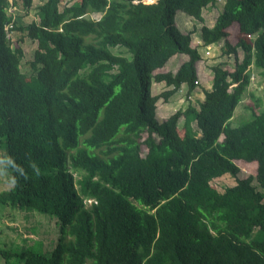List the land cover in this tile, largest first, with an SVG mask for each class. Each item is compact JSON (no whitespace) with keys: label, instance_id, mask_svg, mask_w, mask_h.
I'll return each instance as SVG.
<instances>
[{"label":"trees","instance_id":"trees-1","mask_svg":"<svg viewBox=\"0 0 264 264\" xmlns=\"http://www.w3.org/2000/svg\"><path fill=\"white\" fill-rule=\"evenodd\" d=\"M217 1L39 0L29 77L11 9L34 0H0V202L46 213L58 231L50 250L0 248L3 264H264V86L245 106L252 118L231 124L254 72L264 84V0H225L201 45L223 41L234 69L212 66L199 107L156 112L197 86L200 44L177 11L204 22ZM154 81L169 88L154 94ZM237 160L256 175L239 178ZM224 175L236 183L220 191L211 182Z\"/></svg>","mask_w":264,"mask_h":264},{"label":"rangeland","instance_id":"rangeland-1","mask_svg":"<svg viewBox=\"0 0 264 264\" xmlns=\"http://www.w3.org/2000/svg\"><path fill=\"white\" fill-rule=\"evenodd\" d=\"M145 2H155L157 0H142ZM22 2V0H21ZM225 0H218L215 5H211L204 9L203 15L205 18L204 22L196 20L195 18L187 15L185 12L178 10L175 16V22L177 26L184 32H193L192 44L199 45V51L201 53V58L196 62L197 72H198V82L195 90L189 96L187 93V86L182 85V87L173 94L167 101L164 98H160L157 101V117L159 120H163L170 114L176 112L178 109H185L190 103L199 107L201 99L205 96V86H210L213 83V71L212 66L218 64L219 62L229 63V70H233L235 67V59L233 57H227L222 55V45L223 41L209 46L201 45V27L206 24L212 26L223 9ZM70 3V0H62V7ZM20 5L13 7L11 11L15 12L17 17L18 25H21L23 29L15 30L11 35V41L13 45H20L24 50V58L22 60V70L27 73L30 77L35 73L32 60L34 59L35 51L38 47L36 40L31 38L28 34V29L26 28L31 24L33 20L38 18L37 7L39 0H34V3L30 9H26ZM93 18H99L100 13H92ZM235 27L231 28L230 41L236 43L238 40L239 29ZM187 56L183 53H178L173 56L168 62V68L176 70L178 66L182 63ZM241 59L243 58L241 54ZM228 61V62H225ZM255 78L252 79L251 85L248 87L247 91L243 95V100L240 102L234 116L231 119V124L233 126H239L252 118V112L250 108H247L248 104H252L253 98L252 93L256 95L263 94L264 84L261 82V76L256 71L254 72ZM169 87L163 85L161 82H153L152 91L154 94H159L163 90ZM209 89V88H208ZM211 89V88H210ZM204 91V94H203ZM184 122L183 116L180 119V131L182 130V125ZM3 157L0 155V163L3 162ZM241 171L238 174L239 178H245L249 175H256L257 164L252 162L248 163L245 161L237 160ZM7 174L0 172V192L3 190L10 189ZM212 185L220 191H224L227 186L234 185L236 183V178L231 175H224L212 180ZM254 184L257 181L254 180ZM258 189L264 191V188L260 187ZM55 220L51 219L46 213H40L38 211L29 210L27 208L13 207L0 202V248H12L19 251L23 247L29 246L35 250H41L39 244L44 246L45 250H50L54 247V244L58 237V231L55 227ZM40 241V242H39ZM37 244V245H35ZM14 264H24L20 256H15ZM5 259L1 257L0 263L3 264Z\"/></svg>","mask_w":264,"mask_h":264},{"label":"crops","instance_id":"crops-1","mask_svg":"<svg viewBox=\"0 0 264 264\" xmlns=\"http://www.w3.org/2000/svg\"><path fill=\"white\" fill-rule=\"evenodd\" d=\"M156 83H157V82H156ZM162 84L165 85L164 82H163ZM165 86H166V85H165ZM208 88H209V89L212 88V85H210V86H205L204 91H205L206 89H208ZM204 91H203V94H204ZM204 96H205V95H204ZM203 100H204V98L201 99V101H203ZM170 115H171V114H170ZM166 118H167V117H166ZM164 119H165V118H164Z\"/></svg>","mask_w":264,"mask_h":264},{"label":"clouds","instance_id":"clouds-1","mask_svg":"<svg viewBox=\"0 0 264 264\" xmlns=\"http://www.w3.org/2000/svg\"><path fill=\"white\" fill-rule=\"evenodd\" d=\"M198 80L196 81V84H197Z\"/></svg>","mask_w":264,"mask_h":264}]
</instances>
